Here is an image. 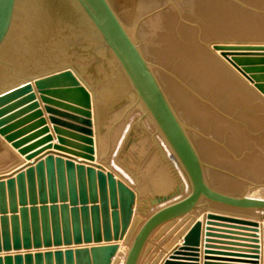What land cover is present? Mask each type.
I'll use <instances>...</instances> for the list:
<instances>
[{"label": "water", "instance_id": "95a60500", "mask_svg": "<svg viewBox=\"0 0 264 264\" xmlns=\"http://www.w3.org/2000/svg\"><path fill=\"white\" fill-rule=\"evenodd\" d=\"M215 47L264 95V41ZM96 95L134 97L139 121L149 118L177 158L186 180L178 176L173 191L152 198L158 208L140 207L137 189L97 157ZM43 110L58 144L44 135L51 131L46 118L37 120ZM0 135L25 160L0 171V264H143L156 238L196 212L204 221L159 264H200L203 225L204 264L260 263L264 223L249 212H263L264 198L247 189L264 182L202 159L110 0H0ZM46 149L54 151L39 155ZM206 168L248 186L221 191L208 183ZM120 243L126 247L118 252Z\"/></svg>", "mask_w": 264, "mask_h": 264}, {"label": "rangeland", "instance_id": "374dc122", "mask_svg": "<svg viewBox=\"0 0 264 264\" xmlns=\"http://www.w3.org/2000/svg\"><path fill=\"white\" fill-rule=\"evenodd\" d=\"M139 1L110 0L130 33H134V30L137 29L135 26L138 19ZM207 3H210V5L208 4L210 7H207ZM176 4L178 7H175L172 0H160L152 11L161 13V11L163 12V10L171 7L174 11L173 16L175 15L172 27L176 31L178 29L179 32L183 28L192 32L191 36L189 34L190 39L188 40L184 38L182 33L176 34L178 35L176 37L180 40V45L184 44V42H181L184 38L187 41V49L191 52H196L200 46L203 47L208 55L218 60L228 70L230 77L233 75L245 89L251 91L254 98L259 102L261 101L264 108V95L257 91L254 84L245 79L221 55V51L214 49L217 42L220 43L225 40L233 42L236 39L249 38L264 41V0H203L202 11L193 15L190 14L191 10L189 11V9L191 8H188V6L181 5L177 0ZM211 9L214 10L210 13ZM207 12L210 14L208 15ZM173 28L171 29L172 32ZM174 58L170 60L165 56H149V60L152 59L160 66L157 70L163 80L160 76L158 79L162 81L160 82L163 85L162 87L166 88L164 91L186 127L202 159L211 165L230 170L252 181L262 182L264 179V157L262 156L264 153V125L250 124L248 118L241 114L243 112L236 102H234L235 104L228 103L230 105L225 108L226 104L221 103L222 100L219 102L220 95L210 89L211 84L208 85V89L204 90L200 84H197L198 80L196 78L199 75L190 70L191 68L184 66L182 59ZM241 79H244L243 81H246V84ZM176 94L179 98V105L171 99ZM101 97L103 101L100 100ZM115 97L96 95L98 130L99 133L101 132L102 137L98 141L99 150L105 157L108 166H111L137 189L139 192V206H152L150 203L152 198L173 191L176 185L179 184L178 176L184 182L185 177L181 176L179 169H176L177 166L171 160H164V155H162V159L168 167V170L166 169L167 174L169 173L171 180L163 178L164 183L162 180L157 183V176L153 172L157 164L155 162L151 166L150 164L155 152H158L160 156L161 153L150 134L153 131L146 122L148 129L139 121L138 117L141 114V109L137 106L131 107L134 97ZM100 103L103 106L101 109H99ZM205 109L210 111L211 117L206 116ZM213 117L222 119V121H225V125L217 129L214 122H211ZM234 129H237L236 132ZM234 132L235 135H233ZM136 142L137 144L142 142L143 149L140 151L142 154L139 152L141 155L137 153V150L134 151L136 148L132 147L135 146ZM147 144L149 145L147 146ZM0 151V154H5L7 158L0 161L1 171L8 168L16 160L15 150L1 135ZM257 155L262 157L259 159ZM259 160H261V164H259ZM205 171L208 183L226 193H241L248 186L247 183L215 169L206 168ZM260 188H262L260 189L261 192L257 196L264 193V187L260 186ZM248 196L253 197L254 195L249 193ZM152 208L158 207L152 206ZM139 216L144 218L141 213H139Z\"/></svg>", "mask_w": 264, "mask_h": 264}, {"label": "bare ground", "instance_id": "6f19581e", "mask_svg": "<svg viewBox=\"0 0 264 264\" xmlns=\"http://www.w3.org/2000/svg\"><path fill=\"white\" fill-rule=\"evenodd\" d=\"M159 1L160 0H140L139 1L138 8H137L138 9V19H137V23L135 26L137 29L134 30V33H130L132 35V37L134 38V40L136 41V43L138 44L143 55L150 62L151 66L153 68V71L156 74L157 78H159V76H160L161 80H163V77L161 76L160 72L157 70V68H160V66L157 65L155 62H153L152 59L149 60V56H151V57H153V56L154 57H158V56L164 57L165 56L167 59H170V60H173L174 57L180 58V59H182V64L183 65L185 64L184 66H186L187 68H191L190 70H193L196 74L199 75V77L196 78L198 81L197 80L196 81H197V84H200L204 90L208 89V85L211 84L210 89L215 91L217 94L220 95L219 102L222 100L221 103L226 104L225 108H227L230 104H235L234 102H236L237 104H239L240 109L243 112L241 114H244L248 118V120L250 121V124H252V125L263 124L264 125V108H263V105L261 104V101L259 102L258 100H256L253 96V93H251V91L245 89L244 86L241 84V82L236 80L233 77V75H231V77H230L228 75V73H229L228 70L224 66H222V64H220L218 62V60H216L215 58L208 55L207 52L205 51V49H203V47L200 46V48L197 49L196 52L195 51L194 52L189 51L187 49L188 48L187 44H186L187 41L184 40V38H186L187 40L190 39L189 34L191 36L192 32H190V30L185 29V28H183L179 32L178 29L176 31L172 27L174 19H175V17H174L175 15L173 16L174 11L172 10L171 7L163 10V12L161 11V13H159V11H155V12L152 11L153 8L155 7V5L157 4V2H159ZM172 2L174 3L175 7H178V5L176 4V0H172ZM177 2H180L181 5L188 6V8H191V9H189V11L191 10L190 14H192V15L195 14L196 12H201L202 8H203L202 5H204L203 0H177ZM208 4L210 5V3H207V5ZM209 5L207 7H210ZM204 7L207 8L206 6H204ZM208 10H209V8H208ZM213 10L211 9L210 13ZM216 12H217V10H216ZM207 14H208V12H207ZM174 26H175V24H174ZM172 28H173V32L171 31ZM181 33L184 35L183 40H181L182 43L184 42L183 45H180L181 44V43H179L180 40H178V38L176 37ZM176 34H178V35H176ZM191 48H190V50H191ZM214 49L221 51L220 49H217L215 46H214ZM220 53L235 68V66L232 64V62H230L229 59L223 55L222 51ZM240 74L243 75L242 73H240ZM244 78L247 79L245 76H244ZM239 80H240V78H239ZM160 82H162V81H160ZM163 82H165V81H163ZM243 82L245 83L246 81H243ZM247 85H248V83H247ZM165 87H166V85H165ZM165 89L166 88H164V90ZM256 90L259 91L258 89H256ZM115 98H119V97H115ZM171 99H173V101H175L174 102L175 104L179 105L178 104L179 98H178L177 94H176V96L171 97ZM96 100L97 99L95 97L94 101L96 102ZM100 100L103 101L102 97ZM133 103H134V100H133ZM228 103H230V104L228 105ZM136 106L141 109L140 106H138V105H136ZM92 107H93L92 111H93V116H94L95 125H96L95 128L99 129L98 128V115H97V111H96V109H97L96 104L94 103V105ZM101 107H103V106L100 103L99 109H101ZM206 109H208V108H206ZM206 109H205L206 116L211 117L210 113H209L210 111H208ZM101 113H103V112H101ZM96 118H97V121H96ZM46 119L48 120V118H46ZM212 119H211V122H214L217 129L222 127L223 125H225V121H222V119H220V118L213 117ZM141 122H142L144 127H146V124H147L150 126V129H152L153 133H150V134L152 135V138L156 142L157 148H158L159 152L161 153V156H160L158 154V152H155V156L151 160L152 162L150 164V166L154 162L157 164L155 167V170L153 171V172H155V175L157 176L156 177L157 183L159 180L160 181L162 180V182L164 183V179L165 180L170 179L169 173L167 174L168 167L165 164V162L163 161L162 155H164L163 156L164 160H166V161L171 160V162L177 166V167L175 166L176 169L177 168L179 169V171H180L179 173L181 174V176L185 177L177 158L172 155L169 147L167 146V144L164 141V139L162 138V136L155 130V127L152 125L151 120L149 118H145ZM145 122H146V124H145ZM48 124H49V122H48ZM235 130H237V129H234V131ZM235 132L233 133V135H235ZM99 139H100V133L98 130L97 135H95L97 157L100 156L103 158L104 156L101 154V152L99 150V145H98ZM141 140H144V139H141ZM148 145L149 144H147V146ZM132 147L136 148L134 151L137 150V153L139 155L142 154L140 152L143 149L142 142H139L138 144L136 142L135 146L133 145ZM15 151L17 152V150H15ZM131 151H132V149H131ZM152 156H151V158H152ZM0 157H3L5 159L6 155L5 154L2 155V153H1ZM148 170H149V168H148ZM259 188L260 187H254L252 189L248 188L247 189V195H249V193H250V195L251 194L254 195L253 197L264 198V193H262L258 197L257 193L253 192ZM250 197H252V196H250Z\"/></svg>", "mask_w": 264, "mask_h": 264}, {"label": "crops", "instance_id": "0c3cea01", "mask_svg": "<svg viewBox=\"0 0 264 264\" xmlns=\"http://www.w3.org/2000/svg\"><path fill=\"white\" fill-rule=\"evenodd\" d=\"M260 96L262 97L261 94H260ZM42 109H44V108H42ZM43 111H44L43 112L44 113L43 116L41 118H38L37 120L42 119V118H49V114L46 113L45 110H43ZM37 120H34L33 122H29L28 124H26V126H29V125L33 124ZM46 121H47L46 122L47 124H44V125L51 126L50 127L51 131L48 134H44V135L53 134L55 139L52 142H50V143L58 144V140L56 138L57 135H55L53 133V131H52L53 124L50 122L49 119L48 120L46 119ZM48 122H49V124H48ZM100 134H101V132H100ZM41 137H44V136H41ZM100 137H101V135H100ZM47 146H48V144H43L42 146L37 148V150L44 149ZM37 150H35V151H37ZM49 151H54V150L53 149H46V150H43L41 152V154H39V155H44V154L48 153ZM14 153H15L14 155L16 157V160L8 168H6V170H11V169L21 165V163H23L25 161L24 157L21 156L20 154H18V152L14 151ZM262 156L264 157V153L262 154ZM262 156L261 155H257V157L259 159ZM5 159H7V158H5ZM5 159L4 158L2 159V157H0V161L1 160L3 161ZM261 163H262L261 160H259V164H261ZM259 164H256V165H259ZM262 182H264V179H263ZM260 189H262V188L257 189V190H259L258 192H256L257 194H259L261 192ZM249 214L252 216V218H257L258 215L262 214V219L261 220L263 222H261V223H264V211L263 212L251 211V212H249ZM197 220L204 221V215L201 214V212L194 213V216L192 218H190V219H184V220L182 219V220H178L176 223H174L165 233H163L161 236L156 238V241H157V243H159V245L153 244V245H150V247H148L146 249L144 257H143V264H159L162 261V259H164L168 255V253L172 251L171 249L175 245H181L182 244V240H183L184 234L189 231V229L192 226V224L195 221H197ZM211 227L221 228V227H218V226H211ZM222 229H228V228H222ZM238 231H243V230H238ZM215 233H220V232H215ZM249 233H254V232H249ZM216 235H219V234H216ZM258 235L260 237L259 238L260 242H259L258 245H260V250H261V254H260L261 257H260V263L259 264H264V255H263L264 245L262 243V240H263L262 233L259 232ZM207 238L208 237L206 236L205 225H203L202 232H201V244H200V247H199L200 248V252H199L200 253V257L199 258L200 259H199L198 263H200V264H204V261H206V260H204V257L206 255V254H204V249H206L204 246H205V243H206L205 241H206ZM213 239L237 241V240H229V239L216 238V237H213ZM243 243H251V242H243ZM218 245H221V244H218ZM125 247L126 246L124 245V243H120V248H119L118 252L124 250ZM218 251H226V250H218ZM118 252H117L115 257L118 256ZM207 255L216 256V257H232V256H223V255H215V254H207ZM232 258H235V257H232ZM239 259L250 260V258H239ZM174 261H187V260H176L175 259ZM207 261H215V260H207ZM188 262H190V261H188ZM226 263H229V262H226Z\"/></svg>", "mask_w": 264, "mask_h": 264}]
</instances>
